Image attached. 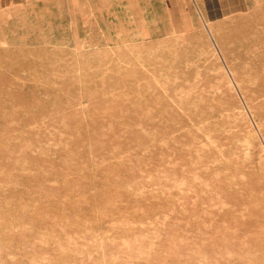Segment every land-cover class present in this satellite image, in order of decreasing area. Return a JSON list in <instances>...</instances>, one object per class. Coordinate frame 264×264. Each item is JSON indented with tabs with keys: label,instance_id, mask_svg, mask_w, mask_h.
Returning <instances> with one entry per match:
<instances>
[{
	"label": "rangeland",
	"instance_id": "1",
	"mask_svg": "<svg viewBox=\"0 0 264 264\" xmlns=\"http://www.w3.org/2000/svg\"><path fill=\"white\" fill-rule=\"evenodd\" d=\"M0 264H264V0L1 9Z\"/></svg>",
	"mask_w": 264,
	"mask_h": 264
},
{
	"label": "crops",
	"instance_id": "2",
	"mask_svg": "<svg viewBox=\"0 0 264 264\" xmlns=\"http://www.w3.org/2000/svg\"><path fill=\"white\" fill-rule=\"evenodd\" d=\"M30 0H0V10L7 8L10 5L24 4Z\"/></svg>",
	"mask_w": 264,
	"mask_h": 264
}]
</instances>
